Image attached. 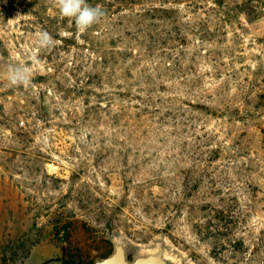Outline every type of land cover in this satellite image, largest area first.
Segmentation results:
<instances>
[{"label": "rangeland", "instance_id": "rangeland-1", "mask_svg": "<svg viewBox=\"0 0 264 264\" xmlns=\"http://www.w3.org/2000/svg\"><path fill=\"white\" fill-rule=\"evenodd\" d=\"M181 2V72L161 57L141 66L153 97L169 100L155 105L165 124L133 98L117 128V96L75 92L77 65L91 71L75 59L90 53L76 47L86 32L54 0H0V264H63V250L71 264L97 263L117 249L129 262L264 264V0H229L244 7L226 20ZM41 30L54 48L37 47ZM10 65L30 69L29 87L9 86Z\"/></svg>", "mask_w": 264, "mask_h": 264}, {"label": "trees", "instance_id": "trees-1", "mask_svg": "<svg viewBox=\"0 0 264 264\" xmlns=\"http://www.w3.org/2000/svg\"><path fill=\"white\" fill-rule=\"evenodd\" d=\"M182 0H87L90 5H99L106 10V16L100 23L93 25L86 31L83 37L85 45L77 44V48H86L90 53L85 55L77 53L76 61H89L91 63V71H83L82 65H77V84L75 92L82 91L86 94H91L95 98H108L109 104L113 102V96H117L120 102L126 104L125 99L141 100L144 107L137 106L135 110L141 112V114L156 117L158 114V122L156 124H165V116H160L161 111L159 107L155 105L161 103L162 107L164 103L161 97L155 94L156 82L152 78L151 73L146 67H141L143 62L150 57H161L165 59H172L175 65L176 72H181V66L178 61L175 62L173 58V52L181 50L185 46L187 40L183 37L182 29L183 24L180 23L182 17V9L173 8L172 5L180 7ZM229 0H213L214 6H203L198 3V0H187V9L191 13H197L201 11L205 16L211 18L224 17L231 19L232 14L236 13L235 9H242L244 3L230 7ZM131 11L133 15H124L122 12ZM155 20H159L161 24L155 23ZM202 29H207V25L201 24ZM200 25V26H201ZM75 26V24H74ZM218 28L222 26L220 23ZM124 35H120V32ZM175 33V34H174ZM211 34L201 35V40H204L206 36ZM176 43H178L176 45ZM170 50L166 53V50ZM136 50V53L134 51ZM140 73L135 77L132 71L135 68H140ZM156 70V69H155ZM160 73V69L156 70ZM87 78L86 87L79 86L81 74ZM163 75V74H160ZM136 78V79H135ZM123 80L129 82L126 90H121V85H117V92H107L105 94L97 93V89L108 86L112 88L117 80ZM134 79L135 82L132 80ZM131 82V83H130ZM138 87V95L133 87ZM96 87V89H93ZM139 95H144L141 97ZM157 98V99H155ZM130 101V100H129ZM107 115L111 117L110 123L114 127L121 126V117L128 113L129 109H133L129 105H121L119 108L120 113L112 115L110 110L112 105L109 106ZM150 107L154 108L150 111ZM169 108V107H168ZM99 106L89 107L88 115L91 122H94L96 114L99 116ZM169 110V109H168ZM141 116V115H140ZM109 123V121H107ZM264 134V128L261 129ZM63 264H71L66 261V252L63 250ZM77 264H96L93 260L88 262L85 260H79Z\"/></svg>", "mask_w": 264, "mask_h": 264}, {"label": "clouds", "instance_id": "clouds-1", "mask_svg": "<svg viewBox=\"0 0 264 264\" xmlns=\"http://www.w3.org/2000/svg\"><path fill=\"white\" fill-rule=\"evenodd\" d=\"M61 17L71 19L77 31L86 32L93 25L101 22L106 10L99 5H90L87 0H54ZM37 47L47 50L55 47V39L47 30L37 34ZM8 84L12 88H27L31 84V71L27 66L10 65L7 69Z\"/></svg>", "mask_w": 264, "mask_h": 264}, {"label": "water", "instance_id": "water-1", "mask_svg": "<svg viewBox=\"0 0 264 264\" xmlns=\"http://www.w3.org/2000/svg\"><path fill=\"white\" fill-rule=\"evenodd\" d=\"M96 264H154V261L152 259H144L129 262L125 257L124 251L122 249H117L112 256L97 262Z\"/></svg>", "mask_w": 264, "mask_h": 264}]
</instances>
